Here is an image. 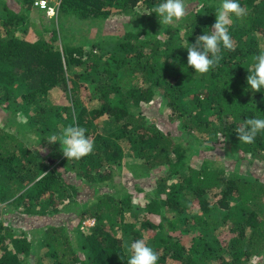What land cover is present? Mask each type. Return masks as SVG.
I'll list each match as a JSON object with an SVG mask.
<instances>
[{"label": "trees", "instance_id": "trees-1", "mask_svg": "<svg viewBox=\"0 0 264 264\" xmlns=\"http://www.w3.org/2000/svg\"><path fill=\"white\" fill-rule=\"evenodd\" d=\"M34 1L0 0V111L6 115L0 126V204L26 218L68 209L78 223L73 230L36 229L33 244L0 221V264H127L136 239L158 252L157 264H250L264 255V181L234 177L209 160L196 166L189 150L222 146L230 156L250 155L264 164V131L251 144L239 142L236 133L246 119L264 118V89L253 92L246 83L252 57L264 50V0H239L249 13L229 28L234 50L222 47L219 65L206 74L188 66L186 47L211 29L221 0H186L196 5L172 25L140 23L110 42L85 45L74 42L61 19L104 21L135 15L140 5L148 14L162 0H60L61 26L43 27L28 39ZM55 89L62 91L57 102L50 100ZM85 90L98 107L84 103ZM155 99L186 143L145 115L143 107ZM17 113L26 117L25 125ZM72 123L94 141L92 153L80 160H67L54 147L49 164L26 144V125L40 142ZM219 136L221 144H215ZM126 155L140 162L135 177L159 170L143 206L132 200L143 189L123 192L114 184L106 193L94 186L93 201L77 202L76 187L64 174L93 185L112 183L113 169L123 167ZM132 205L137 211L127 218ZM9 208L4 217L13 212ZM86 219L93 225L85 232L79 229Z\"/></svg>", "mask_w": 264, "mask_h": 264}, {"label": "rangeland", "instance_id": "rangeland-1", "mask_svg": "<svg viewBox=\"0 0 264 264\" xmlns=\"http://www.w3.org/2000/svg\"><path fill=\"white\" fill-rule=\"evenodd\" d=\"M47 3L50 7H59L60 0H47ZM196 5V2H189L187 3V12L190 11ZM140 10L135 13V15H118L111 17L104 21H91V20H73L68 15L61 19V23L63 24L64 30H66L69 34L75 38L74 42L78 45L80 44H90L94 41L96 43H103V42H110L111 39L117 36H121L125 29L132 28L140 23L148 26H155V23L158 22V17L151 16V14H147L148 10L145 8L144 5H140ZM15 10H18L16 6L13 5ZM247 10V9H246ZM55 12L53 16L47 15L45 12L40 10H35L32 8L30 13L28 14V25H29V32L27 34L28 39H34L35 35L41 28H50L52 24L61 26L59 24V19L57 18L59 14ZM249 11L247 10V14ZM58 14V16H57ZM237 19L235 16L232 17V20ZM244 25V23H242ZM157 24L155 27H157ZM132 26V27H130ZM182 33V32H181ZM67 34V33H66ZM50 34L47 33L46 37L49 38ZM70 41V39H68ZM264 49V47H263ZM62 91L59 89H55V92L50 94V100L57 102L61 100ZM83 100L84 103L87 104L89 108H96L99 106V101L89 95V92L85 90L83 92ZM143 111L145 115L149 117H153L157 120L158 126L165 132L171 135L174 139L181 143H186L187 136L180 133L181 130L176 127L175 124H171L167 121V109L164 108V105L159 102L158 100H154V102L146 105L143 107ZM6 123V115L0 111V126L3 128L5 127ZM20 125H25L24 122H20ZM30 127L26 125L24 128V133L28 134L30 139L26 137V144L30 146L31 150L39 155V157L43 159H47L49 164H53V153L55 151L54 147L61 149V144L56 142L55 144H49L47 139L49 135L46 137L45 141L42 140L40 142L37 141V137H34L32 133H30ZM62 129L59 131L60 132ZM52 134V133H51ZM220 136L215 140V144H218ZM220 143V142H219ZM188 144V143H187ZM221 144V143H220ZM189 145V144H188ZM222 151H205L202 146L198 148H194L193 146L190 147V152L192 154L191 161L193 164L198 166L203 162V160L212 161L213 165L217 168L222 167L226 173L230 172L231 175L234 177H247V175H251L254 178L261 179L264 181V164L260 163L255 158L251 157L250 155L239 156L238 154L234 156H230L229 153L226 152L225 149ZM242 157V158H241ZM139 161L132 158L129 155H126L123 160V167H116L113 169V181L110 182H103L100 184L93 185L92 183L85 182L81 180L78 176L74 173H66L63 175L65 181L72 186L76 187L77 190V202L78 203H90L93 201L94 194L98 191L101 193H106L109 191V185L114 184L116 186H120L124 191H132L135 186H139V188L143 189L142 193H135V197H133V204L143 206L146 198H144V194H148L150 188L154 186L155 182V173L157 171H153L150 177H143L138 176L135 177V173L138 172V165ZM135 172V173H133ZM138 174V173H137ZM94 186L97 187L96 192L94 193ZM122 192V193H123ZM133 193V191H132ZM10 201V199H9ZM6 204H0V221L3 222L4 226H9L14 228L18 233H26L28 238L32 240V243L36 241L39 234L35 232L36 229H42V227L46 226H64L68 230H73L76 227L77 218L74 217L73 213L68 209H63L57 214L52 216H35L33 215L32 218H26V215L17 214L16 211L7 207ZM133 209L126 210V217H131L130 214L136 212V208L132 205ZM10 209L8 214H5V217L2 215L7 209ZM195 208L191 207V211L194 212ZM194 213H190L189 215H193ZM217 215V214H216ZM221 219V217L219 216ZM77 222V223H76ZM165 222V221H164ZM93 220L86 219L83 223V228H80L81 231H87V227L91 226ZM87 226V227H86ZM264 253V252H263ZM32 257H30V260ZM32 264V261H30ZM250 264H264V255L259 257H255Z\"/></svg>", "mask_w": 264, "mask_h": 264}, {"label": "clouds", "instance_id": "clouds-1", "mask_svg": "<svg viewBox=\"0 0 264 264\" xmlns=\"http://www.w3.org/2000/svg\"><path fill=\"white\" fill-rule=\"evenodd\" d=\"M151 13L157 15L161 26L172 25L186 16V0H162L148 14ZM246 15L247 10L241 6L239 0H221L216 8V19L211 29L197 36L193 44L188 43L186 47L188 66L199 74H206L218 66L222 59V47L229 51L234 50V42L229 32L233 23L232 17L243 19ZM252 60L254 63L248 70L250 74L247 76L246 83L253 92H261L264 89V50L254 55ZM17 119L19 122H26V117L22 113H17ZM86 131L78 124L72 123L63 127L59 135L50 134L47 142L49 144L59 142L67 160H80L90 155L94 149V141L86 135ZM262 131H264V118L255 117L246 119L244 124L236 129L239 142L244 144L253 143L258 133ZM36 179H43V175ZM128 252L130 255L127 264H157L159 259L158 252L148 246L144 239L131 242Z\"/></svg>", "mask_w": 264, "mask_h": 264}, {"label": "built area", "instance_id": "built-area-1", "mask_svg": "<svg viewBox=\"0 0 264 264\" xmlns=\"http://www.w3.org/2000/svg\"><path fill=\"white\" fill-rule=\"evenodd\" d=\"M33 8L45 12L49 16H53L58 8L50 7L47 0H35L33 3ZM91 224V223H90ZM93 225V223L91 224Z\"/></svg>", "mask_w": 264, "mask_h": 264}]
</instances>
